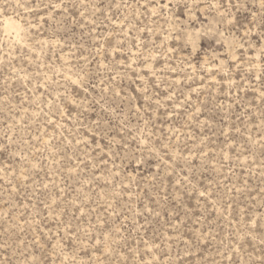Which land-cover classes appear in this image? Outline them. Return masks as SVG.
Instances as JSON below:
<instances>
[{"label": "rangeland", "instance_id": "374dc122", "mask_svg": "<svg viewBox=\"0 0 264 264\" xmlns=\"http://www.w3.org/2000/svg\"><path fill=\"white\" fill-rule=\"evenodd\" d=\"M0 264H264V0H0Z\"/></svg>", "mask_w": 264, "mask_h": 264}, {"label": "bare ground", "instance_id": "6f19581e", "mask_svg": "<svg viewBox=\"0 0 264 264\" xmlns=\"http://www.w3.org/2000/svg\"><path fill=\"white\" fill-rule=\"evenodd\" d=\"M159 3V2H158Z\"/></svg>", "mask_w": 264, "mask_h": 264}]
</instances>
